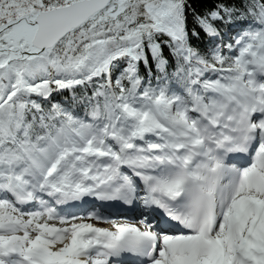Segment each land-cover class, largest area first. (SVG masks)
<instances>
[{
	"label": "snow or ice",
	"instance_id": "obj_1",
	"mask_svg": "<svg viewBox=\"0 0 264 264\" xmlns=\"http://www.w3.org/2000/svg\"><path fill=\"white\" fill-rule=\"evenodd\" d=\"M0 264H264V0H0Z\"/></svg>",
	"mask_w": 264,
	"mask_h": 264
},
{
	"label": "trees",
	"instance_id": "obj_2",
	"mask_svg": "<svg viewBox=\"0 0 264 264\" xmlns=\"http://www.w3.org/2000/svg\"><path fill=\"white\" fill-rule=\"evenodd\" d=\"M193 4V8L197 12L203 13L209 8H212L214 6L215 0H191ZM189 27H192L191 23V16L189 17ZM194 44L200 45L201 47L203 46L201 41H193ZM56 99H62V97H56Z\"/></svg>",
	"mask_w": 264,
	"mask_h": 264
}]
</instances>
